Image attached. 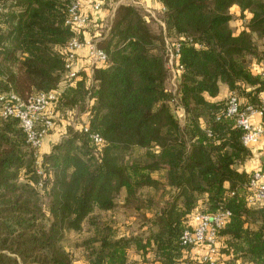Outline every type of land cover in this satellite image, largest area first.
<instances>
[{
	"label": "trees",
	"instance_id": "16d2710c",
	"mask_svg": "<svg viewBox=\"0 0 264 264\" xmlns=\"http://www.w3.org/2000/svg\"><path fill=\"white\" fill-rule=\"evenodd\" d=\"M113 1L80 0L88 21L75 28L70 0H0V93H55L37 151L0 102V264H198L180 235L219 209L217 262L264 264V201L248 202L254 170L238 169L252 152L229 95L213 100L224 84L264 118V0H158L155 16L124 1L93 20ZM72 38L106 58L78 50L68 79ZM167 44L179 45L173 87ZM120 208L150 215L121 231Z\"/></svg>",
	"mask_w": 264,
	"mask_h": 264
},
{
	"label": "built area",
	"instance_id": "2783aa9c",
	"mask_svg": "<svg viewBox=\"0 0 264 264\" xmlns=\"http://www.w3.org/2000/svg\"><path fill=\"white\" fill-rule=\"evenodd\" d=\"M98 6L99 4L95 3L94 9H97ZM68 14L66 22L75 28L83 27L88 21V17L82 13L80 0H70ZM178 47V44H167L166 66L170 72V84L172 87L175 85L177 71L180 70L176 60ZM66 48L68 79L76 74L75 55L78 50L86 49L90 64L102 62L106 58L105 53L95 46L94 41H80L77 38H72ZM54 99V92H36L26 101L19 99L13 93H0V102H2L1 114L2 116H10L18 120L19 127L25 134L26 141L37 151L41 146L46 129L51 124L49 106ZM254 111L257 110L251 106L240 109L237 97L229 94L225 113L227 116H235L237 126L243 130L242 142L247 146L257 141L260 136H264V125L253 126L250 121V114ZM257 112L261 114V111ZM39 122H41L40 128H38ZM93 138L97 143L102 142V139L98 136ZM248 190L251 192L248 198L249 203L254 204L264 201V165L260 169L254 170L251 174ZM229 216L230 212L225 209H219L212 214L196 213L192 217V228L183 230L180 235V244L185 247L199 246L202 250L198 264H219L215 256L219 239L218 231L223 227Z\"/></svg>",
	"mask_w": 264,
	"mask_h": 264
},
{
	"label": "crops",
	"instance_id": "0c3cea01",
	"mask_svg": "<svg viewBox=\"0 0 264 264\" xmlns=\"http://www.w3.org/2000/svg\"><path fill=\"white\" fill-rule=\"evenodd\" d=\"M124 1H130L133 2L134 4H137L139 7H141L143 10H145L147 13H149L151 16H155L156 13H158L162 5L158 0H143L142 2H135L134 0H115L111 2V10H105V11H91L92 12V17L93 20H100L105 17H110L112 14L113 8L120 2ZM87 6V5H86ZM85 8L87 9V7ZM85 53V48L80 49L78 51V54L81 55ZM84 62L81 59L77 60V67L78 69L82 67ZM260 69L264 70V65L260 67ZM229 95L228 88L224 84H220L219 90H218V95L213 99V100H219L222 98H225ZM262 102L264 103V92L262 93ZM250 121L253 126L257 125H262L264 124V118L262 117V114H260L257 111H254L253 113L250 114ZM45 143H42L41 148H44ZM251 152H252V157L250 160L245 162L243 165H239L238 169L239 170H245L247 172H250L252 170H257L260 169L264 165V136H260L257 141L251 143L249 145ZM75 264H83L81 260H77Z\"/></svg>",
	"mask_w": 264,
	"mask_h": 264
},
{
	"label": "rangeland",
	"instance_id": "374dc122",
	"mask_svg": "<svg viewBox=\"0 0 264 264\" xmlns=\"http://www.w3.org/2000/svg\"><path fill=\"white\" fill-rule=\"evenodd\" d=\"M145 11V10H144ZM176 114L182 120L183 115L181 111H177ZM56 121V125H57ZM55 125V126H56ZM60 125H58L57 128H59ZM140 213H144L146 216L150 215V212L148 209L143 208L141 211H137L133 208L123 209L120 208L117 211L113 213L115 224L119 225L121 231H136L139 229L140 225L143 224V219ZM108 216V214H107ZM77 236L74 234H67V238L64 242V245L66 247H70L74 244V242L77 240Z\"/></svg>",
	"mask_w": 264,
	"mask_h": 264
}]
</instances>
